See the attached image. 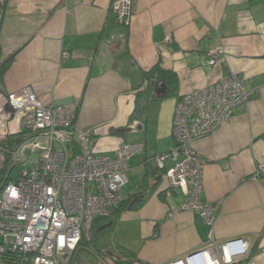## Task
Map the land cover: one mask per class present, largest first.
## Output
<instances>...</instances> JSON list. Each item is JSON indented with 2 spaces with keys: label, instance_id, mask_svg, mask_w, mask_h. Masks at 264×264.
I'll list each match as a JSON object with an SVG mask.
<instances>
[{
  "label": "crops",
  "instance_id": "obj_1",
  "mask_svg": "<svg viewBox=\"0 0 264 264\" xmlns=\"http://www.w3.org/2000/svg\"><path fill=\"white\" fill-rule=\"evenodd\" d=\"M115 1L0 0V63L14 55L0 90L31 85L44 103L77 104L74 129L99 152L141 145L126 171L135 189L111 230L114 257L172 264L242 239L247 252L230 264H264V172L254 178L264 163V0H133L128 24ZM156 65L175 80L149 81ZM229 74L242 78L247 102L193 143L205 160L201 199L219 205L210 227L199 212L177 210L185 196L166 177L174 161L160 169L156 156L175 146L178 99Z\"/></svg>",
  "mask_w": 264,
  "mask_h": 264
},
{
  "label": "built area",
  "instance_id": "obj_2",
  "mask_svg": "<svg viewBox=\"0 0 264 264\" xmlns=\"http://www.w3.org/2000/svg\"><path fill=\"white\" fill-rule=\"evenodd\" d=\"M132 4L133 0L114 2L119 22L129 23ZM166 41H171L169 34ZM223 52V47L212 51L209 63L215 64ZM248 96L237 74L182 95L173 119L175 146L156 156L160 169L167 159L174 161L166 177L170 188L184 193L177 210L199 212L210 227L219 205L201 199L205 160L193 143L215 133ZM76 116L77 104L44 103L31 85L0 92V142L13 134L24 135L13 150L0 145L2 169L7 155L13 164L0 183V264H69L95 220L109 217L111 208L124 202L129 159L141 145L123 143L113 153L99 152L89 133L74 129ZM14 166L20 170L13 171ZM263 172L264 163L254 178ZM247 245L242 239L232 240L218 252L216 245L209 246L172 264H230L246 254Z\"/></svg>",
  "mask_w": 264,
  "mask_h": 264
},
{
  "label": "trees",
  "instance_id": "obj_3",
  "mask_svg": "<svg viewBox=\"0 0 264 264\" xmlns=\"http://www.w3.org/2000/svg\"><path fill=\"white\" fill-rule=\"evenodd\" d=\"M14 59V55H10L3 63H0V78L3 76L5 70L7 69L10 62ZM146 76L149 81L156 80L158 82H167L170 84L172 80H175V74L172 72L166 71L162 69L159 65H156L152 70L147 72ZM0 92H3L0 90ZM170 91L169 93H172ZM5 93V92H4ZM168 93V94H169ZM167 94V95H168ZM24 140V135L22 133L13 134L8 136L5 140H3L0 145L1 147L8 149H15L22 141ZM7 161L5 167L0 170V183L5 179V173L10 167L13 165L10 161L9 155H7ZM19 171L20 167L14 166L13 171ZM13 179L12 177H8V180ZM129 205V202H123L115 211H112L109 217L106 218H98L95 220L92 230L91 236L83 235L80 242L78 243L76 249L74 250V254L70 261V264H77L82 261H87L90 264L96 263L98 258L100 260V264H107L108 261H113L117 264H134L133 260H125L122 258L114 257V253L112 251L111 244V230L114 227L116 220L119 218L120 213L123 209H125ZM113 221V223L106 227L105 229H100L101 226L108 223L109 221ZM107 257L106 263L102 262V258ZM106 260V259H105ZM85 262V264L87 263Z\"/></svg>",
  "mask_w": 264,
  "mask_h": 264
},
{
  "label": "rangeland",
  "instance_id": "obj_4",
  "mask_svg": "<svg viewBox=\"0 0 264 264\" xmlns=\"http://www.w3.org/2000/svg\"><path fill=\"white\" fill-rule=\"evenodd\" d=\"M1 143V142H0ZM6 156V155H5ZM37 156V153H35L34 155H33V157H36ZM3 164H4V160H3V153H0V170L2 169V166H3ZM25 165L27 166V163H25ZM135 185V182H130V184H127V185H125L124 186V188H123V194L125 195V196H127L129 193H132L133 191H134V186ZM113 209L111 208V211H112ZM88 236H91V234H87ZM106 259V260H105ZM107 257H104V258H102V262H104V263H106V261H107ZM96 263H94V264H100V260H99V258H98V261H97V257H96ZM85 262H87V261H82V262H79V263H77V264H85ZM70 264V263H69ZM76 264V263H75ZM86 264H90V263H86Z\"/></svg>",
  "mask_w": 264,
  "mask_h": 264
},
{
  "label": "water",
  "instance_id": "obj_5",
  "mask_svg": "<svg viewBox=\"0 0 264 264\" xmlns=\"http://www.w3.org/2000/svg\"><path fill=\"white\" fill-rule=\"evenodd\" d=\"M158 92H159L160 94H165V93H166V84H165V83H162V84L160 85V87H159V89H158ZM26 154H27V155L30 154V150H29V149L26 150ZM139 197H140V198H143L142 195L139 196ZM139 197H136V198L133 200V202H131L129 208H131V207L134 205V203H136V202L140 199ZM112 223H113V221L111 220V221H109L108 223H106V224H104L103 226H101L100 229H105L106 227L110 226Z\"/></svg>",
  "mask_w": 264,
  "mask_h": 264
}]
</instances>
